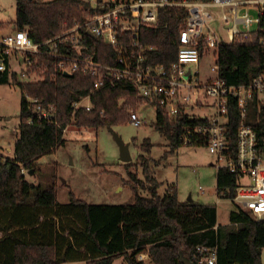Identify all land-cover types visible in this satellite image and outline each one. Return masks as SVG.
Returning <instances> with one entry per match:
<instances>
[{"label":"trees","instance_id":"16d2710c","mask_svg":"<svg viewBox=\"0 0 264 264\" xmlns=\"http://www.w3.org/2000/svg\"><path fill=\"white\" fill-rule=\"evenodd\" d=\"M94 12L89 0H15L13 24L15 30H25L32 43L41 44L85 22ZM186 15L182 8L160 9L158 26L141 31L143 42L154 48L153 63L168 65L174 60L175 42ZM262 27L243 43L219 46L215 62L227 84H245L264 72ZM83 38L85 53L89 54L90 50L97 61L113 63L111 47L89 38L85 32ZM200 51V63L213 56L210 48L201 46ZM26 56L30 64L24 72L29 76L25 80L20 81L10 72V59L7 70L0 73V85L13 84L21 90L13 158L0 155V264L77 261L112 264L120 257L128 264H141L135 257L145 250L153 264H183L181 259L196 264L192 258L199 245L217 247L216 264H261L264 218L257 220L236 206L230 213V224L221 226L217 223L215 205L181 201L176 186L159 195V183L144 155L138 156L143 180L128 171L135 196L128 205L88 204L72 193L70 202L61 205L54 182L46 185L29 182L22 170L37 173V161L64 144L63 133L68 126L109 128L127 118V107L136 109L143 101L135 98L129 84L120 83L95 90L90 98V110L75 108L73 105L89 94L93 78L82 71L64 76L56 71L53 59L41 54ZM31 74L38 78L30 77ZM29 98L36 99L45 109L52 107V116H36L35 104ZM196 122L183 115L173 122L156 108L154 127L168 139L172 149L182 145L179 140L182 128ZM236 122L235 117L231 131L235 130ZM255 129L258 148L264 151L261 140L264 128ZM230 145L234 147V140H230ZM151 146L147 139L140 144L144 152H149ZM139 184L146 196L139 193ZM236 186L235 174L225 168L217 170L216 188L220 198L231 200Z\"/></svg>","mask_w":264,"mask_h":264},{"label":"built area","instance_id":"2783aa9c","mask_svg":"<svg viewBox=\"0 0 264 264\" xmlns=\"http://www.w3.org/2000/svg\"><path fill=\"white\" fill-rule=\"evenodd\" d=\"M95 12L89 18L41 44H34L25 30H14L0 36V73L7 70L14 51L24 53V64H30L27 54H41L54 60L57 72L82 71L93 78L89 94L73 106L92 108L91 95L103 86L127 83L136 99L160 108L171 121L178 116L197 120L182 128L179 140L184 145L200 141L216 159L217 169L225 168L237 177L231 199L242 211L259 220L264 218V151L258 148L256 126L264 128V72L245 84H227L220 77L217 59L221 44L245 42L260 27L264 30V0H89ZM182 8L187 11L175 42L177 50L170 64L153 63L152 46L143 42L141 31L158 26L159 11ZM210 8L220 10L224 31L212 25L216 17ZM83 32L89 38L111 47L114 61L103 64L89 50L85 53ZM264 46V38L261 40ZM212 50L214 64L207 77L200 78V47ZM24 75V72H22ZM35 104L39 118L52 116L53 108ZM123 102V100H120ZM128 122L142 123L137 110L127 107ZM205 109L206 115L194 113ZM236 112V113H235ZM236 117V128L231 131ZM230 140H234L231 147ZM264 140V136L261 138ZM22 173L26 172L22 170ZM203 190V189H202ZM217 247L199 245L193 255L196 264H216ZM148 254H137L139 262Z\"/></svg>","mask_w":264,"mask_h":264},{"label":"rangeland","instance_id":"374dc122","mask_svg":"<svg viewBox=\"0 0 264 264\" xmlns=\"http://www.w3.org/2000/svg\"><path fill=\"white\" fill-rule=\"evenodd\" d=\"M50 1V0H44ZM216 17L210 25L224 31L219 18L220 10L210 8ZM15 19V0H0V22L3 28L0 36L12 32L11 21ZM24 53L14 52L10 58V72L20 81L29 76L22 75L28 67L24 64ZM214 64L212 55L206 57L197 67L190 65L193 71L204 78ZM30 77L36 79V75ZM21 90L17 85H0V155L13 157L14 142L18 135ZM141 121L139 127L132 126L128 119L112 127L98 129L68 126L63 133L64 144L53 153L42 156L37 161V173L30 170L26 179L34 184L46 185L54 182L57 187V201L61 205L70 202V193L88 204L128 205L135 196L130 186L128 171L143 180L139 155H144L149 163L152 175L159 183L158 193L163 195L167 188L176 186L181 201L215 205L217 222L221 226L230 224V213L236 204L229 199L220 198L216 188V159L205 145H179L172 149L170 142L154 127L156 107L141 103L136 108ZM194 113L206 115L205 109ZM128 117V116H127ZM111 129V130H110ZM116 133L125 143H129L131 165L121 162L119 147L114 139ZM151 143L149 152L140 148L143 140ZM203 189V190H202ZM140 194L147 192L138 185ZM145 254L147 250L143 251ZM136 262H139L137 256ZM67 264V263H66ZM113 264H128L125 258L114 260ZM141 264H153L149 257ZM261 264H264V249L261 252Z\"/></svg>","mask_w":264,"mask_h":264},{"label":"water","instance_id":"95a60500","mask_svg":"<svg viewBox=\"0 0 264 264\" xmlns=\"http://www.w3.org/2000/svg\"><path fill=\"white\" fill-rule=\"evenodd\" d=\"M89 35V33H88ZM64 76H72L71 74L68 73H63ZM111 130V129H110ZM114 139L119 147V155H120V160L123 163H130L131 162V154L129 152V143H125L121 137H119L116 133H113ZM188 202L192 203L191 198H188ZM183 264H193L190 260L187 259H181Z\"/></svg>","mask_w":264,"mask_h":264},{"label":"crops","instance_id":"0c3cea01","mask_svg":"<svg viewBox=\"0 0 264 264\" xmlns=\"http://www.w3.org/2000/svg\"><path fill=\"white\" fill-rule=\"evenodd\" d=\"M14 21V20H13ZM13 21H11V28H12V32L15 30L14 29V24H13ZM2 23V22H1ZM3 28V27H2ZM1 30V29H0ZM11 32V33H12ZM9 34V33H8ZM17 138V137H16ZM16 140V139H15ZM8 158V157H7ZM10 158H13V157H10ZM193 203V202H192ZM218 223V222H217ZM219 225V224H218ZM114 262V261H113ZM67 264H85V262H80V261H77V262H70V263H67ZM113 264V263H112Z\"/></svg>","mask_w":264,"mask_h":264}]
</instances>
